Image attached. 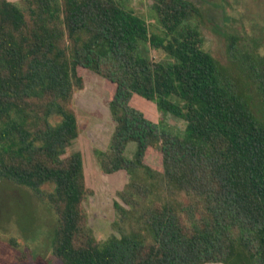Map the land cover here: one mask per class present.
Wrapping results in <instances>:
<instances>
[{"label":"trees","instance_id":"16d2710c","mask_svg":"<svg viewBox=\"0 0 264 264\" xmlns=\"http://www.w3.org/2000/svg\"><path fill=\"white\" fill-rule=\"evenodd\" d=\"M26 2L23 11L0 0V178L52 209V257L60 264H264V56L236 50L229 37L232 61L222 66L185 24L198 14L188 0H152L156 31L117 0ZM141 45L164 59L143 57ZM80 70L114 87V129L96 155L104 174H127L118 192L126 208L113 207L120 223L139 228L104 242L83 212L81 155L64 157L78 136L70 104L83 88ZM149 104L159 118L142 109ZM166 115L184 121V130H167ZM153 152L160 172L145 162ZM164 189L196 204L177 207Z\"/></svg>","mask_w":264,"mask_h":264},{"label":"rangeland","instance_id":"374dc122","mask_svg":"<svg viewBox=\"0 0 264 264\" xmlns=\"http://www.w3.org/2000/svg\"><path fill=\"white\" fill-rule=\"evenodd\" d=\"M8 1L26 11V0ZM117 1L142 17L151 31L158 29V21L150 9L152 0ZM188 1L195 6L198 14L190 15L185 24L200 32L204 50L222 66L229 67L232 61L227 51L226 40L229 37L237 40L236 50H253L264 56V0ZM140 54L155 61L164 59L161 52L146 45L140 46ZM79 73L83 88L73 93L70 104L77 121L78 136L67 148L64 157L75 152L81 155L87 189L83 212L94 238L104 242L139 228L134 222L120 223L113 207L117 202L126 208L118 192L128 183L127 174L124 171L104 174L96 155L108 148L114 129L115 123L108 107L114 87L89 70H80ZM142 109L153 112L158 118L160 116L154 104ZM163 120L164 127L172 133L184 130L185 122L180 119L166 115ZM134 151L135 145L130 143L125 155L130 158ZM145 162L154 171H161L158 153H150ZM42 189L50 192L52 186L44 185ZM163 191L177 207L188 209L196 204L195 198L183 192ZM164 194L158 193L159 196ZM152 199L155 200L154 197ZM55 225V215L46 202L39 201L28 188L0 178V264H18V258L23 264H60L50 253Z\"/></svg>","mask_w":264,"mask_h":264}]
</instances>
